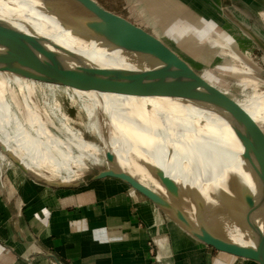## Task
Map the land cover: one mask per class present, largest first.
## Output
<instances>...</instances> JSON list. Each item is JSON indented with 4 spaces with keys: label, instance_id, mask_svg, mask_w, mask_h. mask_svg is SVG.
Returning a JSON list of instances; mask_svg holds the SVG:
<instances>
[{
    "label": "bare ground",
    "instance_id": "bare-ground-1",
    "mask_svg": "<svg viewBox=\"0 0 264 264\" xmlns=\"http://www.w3.org/2000/svg\"><path fill=\"white\" fill-rule=\"evenodd\" d=\"M0 18L26 32L34 31L71 49L76 55L106 67L108 73H111L112 70L110 69L114 67H138L151 71L157 87L163 86L169 80L162 75L165 63L160 58L139 50L137 46L111 47L106 43L78 34L75 31L79 26L76 17L62 13L61 10L48 9L37 0H0ZM74 68L77 73L84 75L88 67L83 59L77 58ZM160 68L161 72L158 71ZM71 89L89 116L94 113L93 105H98L102 134L101 148L98 146L96 148L98 152H102L103 156L105 152L108 153L110 160L109 162L105 160L107 165L139 180L159 194L167 195L174 205L183 210L197 230L200 228L196 224V201L204 202L205 207L202 214L210 228L209 230L205 227L209 233H216L237 244L253 245L250 229L245 222L239 220L243 205L237 203L235 198L241 184L249 190L254 196V210L251 217L258 226L262 227L261 199L254 176L257 175L264 181V169L247 164V171L244 163L238 160L235 167H227L224 171H217L220 175L222 174L223 183L215 180V178L212 179L213 177L207 178L206 171H211L208 166L201 165V163L197 164L193 160L195 155L199 156L198 152L195 151L196 148L191 149L190 146L183 145L184 149H175L160 133L153 111L157 105L156 97L128 96L120 92H111L108 89L101 91ZM7 95L9 102L5 103L0 100V117L18 135L19 139L29 145L31 151L41 162L49 166L58 161L72 173L74 165H72L70 158L60 150L58 151V147L53 146L57 140L50 136V142L45 141L46 143H44L32 120L19 106L15 95L12 92ZM158 98L166 104L164 107H168L171 115L176 119L189 121L186 129L197 127L203 128L206 134H219L208 112L207 105L210 104L204 100L190 102L174 98ZM62 115L65 119V113ZM182 130L183 128L181 132H183ZM179 137L183 139L182 134ZM0 144H3L6 151L31 174L49 180L53 179L50 177L52 171H48L46 167L33 160L13 140L0 135ZM245 144L249 147L251 143L245 142ZM73 146L77 150L82 147L75 142ZM86 152L85 154L88 156L92 155L89 150ZM247 159L257 163L256 159ZM156 169L162 171L167 178L176 183V195L166 193L155 173ZM213 172L216 173V171ZM74 179V175H65L59 178L60 181ZM239 183L241 184L239 185ZM187 201H189L190 208L183 206L184 202ZM165 211L176 218L169 209L165 208ZM181 225L184 231L192 236L186 231L182 223ZM203 231L205 232L204 229Z\"/></svg>",
    "mask_w": 264,
    "mask_h": 264
},
{
    "label": "rangeland",
    "instance_id": "rangeland-1",
    "mask_svg": "<svg viewBox=\"0 0 264 264\" xmlns=\"http://www.w3.org/2000/svg\"><path fill=\"white\" fill-rule=\"evenodd\" d=\"M37 1L43 4L53 5L57 10H61L62 13H67L74 17L85 18L89 16V13L74 0ZM96 1L106 9L112 10L125 18L130 17L131 19H134L130 21L143 27L161 40L163 39L162 41L180 55L200 75L227 92L230 96L234 97V99H236L252 115L264 130V100L261 101V103L245 99L252 94L253 90H264V53H262L260 49H257L251 39L235 25V22L233 23L229 20L228 16L223 13L222 10H217L220 6L222 7V4L219 3L220 0H212V3L214 4L207 5L210 9L208 11L213 13V15L221 12L225 20V22L223 21L224 24H221L214 18V16H211V13L208 14L203 10H197L198 16L195 17V19L202 25L205 24L206 21L211 22V24L213 23L218 30L225 32L228 37L225 45L231 48H238L240 51H245L248 54L250 62L252 61L253 66H256L253 68L252 73L245 72L243 68L237 64L229 52L230 48L216 44L213 40H208V37L206 38L205 35L188 22V20L178 18L172 22H168L166 25L164 14L159 13L157 10H153L155 5L151 8V11L148 10V7L150 8L151 6L148 0ZM238 1L239 0H226V2H223V6H226L227 9L231 10L233 13L239 6L237 4ZM227 9H225V11ZM152 12H155L156 14L154 15ZM144 13L146 14L143 15ZM150 13L152 14L151 16H153L152 20H143L140 18L141 16H149ZM243 19L246 23L252 24L250 18L246 19L243 17ZM225 24H227V27L224 26ZM217 39H220L219 36ZM246 62L249 63L248 60H246ZM249 65L251 64L249 63ZM10 92L15 95L19 106L22 107L28 118L34 123L42 141L46 143L44 128L48 127L47 131L50 136L58 141H56L53 146L58 147V151L60 150L65 156H68L72 165H74V170H72L71 175H74L75 179L69 182L76 183L80 181V184L71 187L53 186L54 189L68 188L72 194L75 192H88L89 199L94 198L96 192H99L98 196L106 194L108 192L107 187L110 185L108 182H111L113 177L99 179L92 178L98 170L107 167L102 152H98L96 148V146L101 148L102 134L101 116L97 110L98 105H93L94 113L92 116H89L70 87L57 84L53 85V83L33 80L10 72L0 71V100L5 103L9 102L7 94ZM156 100L157 105L153 111L156 124H158L160 128V133L175 149L182 150L184 149L183 145L190 146L191 149L196 148L195 151L198 152L199 156L195 155L193 160L197 164L201 163V165L205 164L208 166V169L211 171H206L207 178L213 177L212 179L215 178V180L222 182V174L220 175L218 172L224 171L227 167H235L238 160L244 163L247 171V164L255 165L264 169V156L260 151V133L258 131H236L235 127L229 122V120L223 116V112L207 99H204V101L211 105L206 104L208 112L215 123L219 134H206L203 128L200 129L197 127L186 129L185 127L189 124V121L176 119L171 115L168 107H164L166 104H164L160 98L156 97ZM62 113H65L66 121ZM182 128L183 132H181ZM181 134L183 139L179 137ZM0 135L4 138L8 137L13 140L19 147L25 150L33 160L46 167L48 171H52L50 177L53 179L51 180H59V178L69 174L66 167L59 164L58 161L49 166L41 162L31 151L29 145L25 141L19 139L18 135L1 117ZM74 142L82 146L80 150H77L73 146ZM245 142L251 143L249 147L246 146ZM247 148L248 157L256 159L258 164L245 157V150ZM87 150L91 152V156L85 154L87 153ZM0 156L8 161L5 170H15V176H13V179L9 177L6 182L8 193L9 191H12V194H15L16 197L17 194L20 196L23 189L26 187V184L29 183L28 178H33V180L38 179L37 181L40 184L48 185L45 181L49 179L42 176H35L28 171L24 172L18 166L14 167L15 162L1 150ZM213 171H216V173ZM240 184L241 183H239V185ZM127 186L129 189L135 190L130 185L127 184ZM241 186L238 188V195L235 200L237 203L243 205L244 201L241 197ZM11 204L13 205V203ZM183 206L190 208L189 201L184 202ZM218 206L220 205L218 204ZM168 216L172 218L170 214ZM242 219V216L239 217V220L244 222ZM167 221L170 222V219L168 218ZM180 243L182 254L185 255L184 258L188 254H194L193 251L195 247L189 246L190 242L185 235H183ZM207 249L211 252V261L209 264H258L252 259L234 256L230 253L216 250L208 245ZM218 251L230 256V259L227 261L220 260L219 257L215 256L218 254ZM154 256L156 258L155 253ZM201 256L198 259V262H202ZM212 257H214V259H212ZM39 260H41V264H45L44 257ZM39 260L37 259V261L34 260L32 262L36 263ZM54 264L72 263L57 261L54 262Z\"/></svg>",
    "mask_w": 264,
    "mask_h": 264
},
{
    "label": "crops",
    "instance_id": "crops-1",
    "mask_svg": "<svg viewBox=\"0 0 264 264\" xmlns=\"http://www.w3.org/2000/svg\"><path fill=\"white\" fill-rule=\"evenodd\" d=\"M148 1L151 4L148 10L155 5L153 10L164 14L166 25L184 18L208 40L227 46L225 32L211 22L202 25L195 19L197 10L211 13L207 4H214L212 0ZM223 2L226 0L219 1L222 7L217 10H222L264 53V0H239L233 13L223 6ZM152 14L140 18L152 20ZM211 16L224 24L221 12L211 13ZM243 17L250 18L252 24L246 23ZM227 47L237 64L245 72L252 73L256 66L250 62L248 54ZM245 99L261 102L264 90H253ZM47 128H44V136L46 142H50ZM247 154L246 149L245 157L250 158ZM7 162L0 156V264H41L39 259L42 257L45 264L57 261L72 264H209L211 261V252L205 243L187 234L173 217L143 194L129 189L121 180L112 178L106 194L98 196L99 192H96L94 198L89 199L88 192L72 194L68 188L54 189L28 178L29 183L16 197L6 189L8 178L15 176V170H5ZM183 235L190 242L189 246L195 247L194 254L185 258L180 243ZM200 256L202 262H198ZM215 256L222 261L230 259L219 251ZM37 259L38 262H32Z\"/></svg>",
    "mask_w": 264,
    "mask_h": 264
},
{
    "label": "water",
    "instance_id": "water-1",
    "mask_svg": "<svg viewBox=\"0 0 264 264\" xmlns=\"http://www.w3.org/2000/svg\"><path fill=\"white\" fill-rule=\"evenodd\" d=\"M74 1L89 13V16L85 18L76 17L79 24L75 29L76 33L106 43L111 47L137 46L139 50L160 58L165 63L162 75L169 79L168 82L157 87L151 71L138 67H114L110 69L111 73H108L106 67L84 59L71 49L34 31L26 32L2 18H0V71L84 91L108 89L111 92H120L128 96L174 98L190 102L207 99L223 112V116L229 120L236 131H258L260 151L264 156L263 128L234 97L205 79L164 41L143 27L106 9L96 0ZM44 5L48 9H57L50 4ZM77 58L83 59L87 64V72L84 75L77 73L74 68ZM158 71L161 72V68ZM0 150L7 154L19 168L27 171L6 151L3 144H0ZM104 157L109 162L107 152L104 153ZM155 173L166 193L176 195V183L160 170L156 169ZM104 177L121 180L142 193L162 210L169 209L176 217L173 218L180 225L182 223L186 231L206 245L234 256L252 259L258 264H264V181L257 175L254 177L261 199L262 227L258 226L251 217L254 210V196L245 186H241V197L244 201L241 216L251 231L252 246L237 244L211 231L209 233L205 227L209 230L210 228L202 214L205 205L200 200L196 201V224L200 228L197 230L183 210L174 205L167 195L159 194L139 180L109 165L92 176L93 179ZM45 182L54 187H71L80 184V181L71 183L47 180Z\"/></svg>",
    "mask_w": 264,
    "mask_h": 264
}]
</instances>
